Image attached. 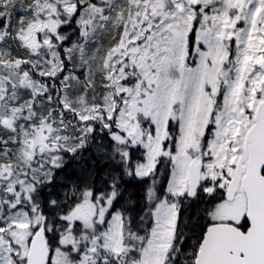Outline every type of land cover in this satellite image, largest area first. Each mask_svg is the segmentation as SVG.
<instances>
[{
	"label": "rangeland",
	"instance_id": "obj_1",
	"mask_svg": "<svg viewBox=\"0 0 264 264\" xmlns=\"http://www.w3.org/2000/svg\"><path fill=\"white\" fill-rule=\"evenodd\" d=\"M80 1L81 34L68 44L62 28L77 1H25L11 18L14 33L0 8V214L9 217L0 228V264H27L33 237L46 230L36 185L51 180L61 151L74 152L89 132L95 140L107 133L126 154L122 144L141 145L138 176L169 159L166 191L149 190L159 198L153 227L145 244L137 238L130 246L122 213L112 211L114 192L85 191L63 208L49 264H164L176 201L189 195L190 163L203 161L206 191L227 186L264 100V0ZM30 61L38 75L62 76L64 107L95 123L80 130L62 118L48 86L18 72ZM240 195L216 206V222L241 223Z\"/></svg>",
	"mask_w": 264,
	"mask_h": 264
},
{
	"label": "trees",
	"instance_id": "obj_2",
	"mask_svg": "<svg viewBox=\"0 0 264 264\" xmlns=\"http://www.w3.org/2000/svg\"><path fill=\"white\" fill-rule=\"evenodd\" d=\"M25 1L30 3L33 0ZM25 1L0 0V8L6 15H9L8 26L12 33H14L12 26L16 20L11 18L19 14ZM76 1L78 4L77 11L72 15L68 24L62 28L65 36H67L65 44L76 41L81 34L78 17L84 5L80 0ZM1 26L2 24L0 28ZM9 40L10 42L7 41L11 46L10 48L17 51L13 47L15 46L13 40L10 37ZM17 70L18 72L28 70L35 78L48 86L50 93H46L45 96L50 97L62 118L71 119L75 129L76 127L80 130L88 129L87 127L91 123H95L94 120L96 119L80 122L76 111L64 107L61 100L60 79L62 76L45 77L43 74L38 75L34 63L31 61L24 62L23 67L17 68ZM172 127L173 123L170 124V129ZM106 134L102 136V139L95 140L92 133L89 132L86 135L85 144L75 149L74 152L61 151L62 163L55 168L52 179L36 185L35 196L45 219V240L51 249L59 246L62 230L60 215L64 211L63 208L68 204L79 202L85 191H92L95 197L107 192V190H112L115 194L112 211H120L124 217L125 242L130 246L138 243L137 238H141V243L145 244L153 227L155 201L161 197L163 190L166 191L171 169L169 159L166 161L164 157H161L149 175L138 176L136 168L138 164L146 160L145 149L141 145L122 144L121 146L127 150L128 154H126L124 151L117 150L115 146L117 143ZM4 142L0 138V150L6 148L3 146L6 144ZM153 188L159 192L155 200H152L149 195V190ZM224 200H226V196L223 188L216 187L213 192H208L205 190V182L201 183L194 196L184 195L177 199L178 219L175 238L164 264H195L207 227L216 222L212 216L214 210ZM8 220V216L0 214V228L8 225ZM239 227L245 230L248 227L247 221Z\"/></svg>",
	"mask_w": 264,
	"mask_h": 264
},
{
	"label": "water",
	"instance_id": "obj_3",
	"mask_svg": "<svg viewBox=\"0 0 264 264\" xmlns=\"http://www.w3.org/2000/svg\"><path fill=\"white\" fill-rule=\"evenodd\" d=\"M260 68L264 73V60ZM202 170L201 162L189 165L187 180L191 196L200 187ZM240 186L247 196L248 227L244 230L233 222L210 224L195 264H264V100L259 102L254 122L246 134L244 148L226 191L228 201L234 200ZM48 256L42 228L31 241L28 264H47Z\"/></svg>",
	"mask_w": 264,
	"mask_h": 264
},
{
	"label": "flooded vegetation",
	"instance_id": "obj_4",
	"mask_svg": "<svg viewBox=\"0 0 264 264\" xmlns=\"http://www.w3.org/2000/svg\"><path fill=\"white\" fill-rule=\"evenodd\" d=\"M247 132H248V131H247ZM246 134H247V133H246ZM245 137H246V136H245ZM244 143H245V140H244ZM243 148H244V144H243V146H242V149H241V152H240V156H241V153H242ZM240 156H239V158H240ZM239 158H238V160H239ZM238 160H237V163H238ZM196 162H201V163H202V168H203V161H196ZM191 163H192V162H191ZM237 163H236V166H237ZM244 163L246 164V160L244 161ZM235 169H236V167H235ZM234 172H235V170H234ZM234 172H233V173H234ZM202 173H203V170H202ZM232 176H233V174H232ZM232 176H231V178H230V180H229L227 186H225V187L223 188L224 191H225V196H226L227 188L229 187L230 181H231V179H232ZM202 182H205V180H202L201 183H202ZM200 185H201V184H200ZM197 191H198V189H197ZM197 191H196V192H197ZM239 193H240L241 195H240ZM195 194H196V193H195ZM189 195L191 196L190 191H189ZM239 195L243 197L244 206H243V212H242V215H241V219H243V220L241 221V223H239V224H237V225H242L245 221H247V219H246V217H245V214H246V211H247V196H246V193H245L244 189L242 188V186H240V188H239V190H238V192H237V194H236L234 200H235ZM234 200H232V201H234ZM247 223H248V221H247ZM248 225H249V223H248ZM50 253H51V251H49V254H50ZM49 256H50V255H49ZM48 258H49V257H48ZM26 263L28 264V256H27ZM47 264H49V259H48Z\"/></svg>",
	"mask_w": 264,
	"mask_h": 264
}]
</instances>
